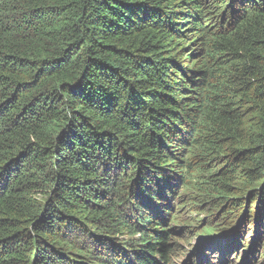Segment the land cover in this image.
<instances>
[{
	"label": "trees",
	"instance_id": "1",
	"mask_svg": "<svg viewBox=\"0 0 264 264\" xmlns=\"http://www.w3.org/2000/svg\"><path fill=\"white\" fill-rule=\"evenodd\" d=\"M214 202L225 264L264 238V0H0V264H87L128 211L153 235L104 264H173Z\"/></svg>",
	"mask_w": 264,
	"mask_h": 264
},
{
	"label": "rangeland",
	"instance_id": "2",
	"mask_svg": "<svg viewBox=\"0 0 264 264\" xmlns=\"http://www.w3.org/2000/svg\"><path fill=\"white\" fill-rule=\"evenodd\" d=\"M180 171H182V169L177 172L179 173ZM217 204L218 202H214L212 206L205 204L202 206V208H198L192 213H190V211L185 212V208H182L179 211L176 210V219L179 217L180 221L178 222L177 220V222L182 223V221H184V223L193 229L189 230L190 228H184L182 229L184 235L179 234V236L174 238L177 244L176 248L178 252L176 257H172L171 261L173 264H198L201 262L200 255L191 257V254L200 244L201 239L199 238L198 234L204 233L205 229L210 226L216 227L218 219L221 215L217 214ZM126 215L130 218V223L132 227H134L133 230L120 231L119 234L115 235L106 233L105 231H96V233L94 231V236L92 239L85 236L82 237V240H87L80 243V246L82 247L81 249L77 250L79 251L77 255L85 258L88 261L87 264H104L103 261H105V258L99 252L98 246L93 242V239H97L98 237L99 239L111 238L107 240H113L117 242L119 246L116 247L107 244L106 250L111 253L119 252L120 255H122L123 252L127 253L130 247H137L138 244L145 246L146 242H143V237L140 233L142 231L145 232L147 235V237H145L147 238V241L150 240L149 236L153 235V232H150L147 229V223L145 220L147 217L146 212H137L134 215L135 219H131V213L129 211L126 213ZM135 223H137V226H135ZM253 231V225L248 223L242 231H237L238 235L240 236L239 242L231 238L226 241V243H224V246H227L232 251L228 256L225 257V264H264V238H259L256 233L252 236ZM235 250L237 251V254H234ZM95 253H97V255H95ZM204 253L206 259L210 261L205 262L204 264H221L219 252L209 253L208 251H204ZM187 257L190 258L187 260Z\"/></svg>",
	"mask_w": 264,
	"mask_h": 264
},
{
	"label": "clouds",
	"instance_id": "3",
	"mask_svg": "<svg viewBox=\"0 0 264 264\" xmlns=\"http://www.w3.org/2000/svg\"><path fill=\"white\" fill-rule=\"evenodd\" d=\"M235 251H236V250H235ZM235 251H234V254H237V252L235 253ZM205 252H206V251H205ZM204 254H205V253H204ZM228 254H229V253H228ZM228 254H227V255H228Z\"/></svg>",
	"mask_w": 264,
	"mask_h": 264
}]
</instances>
